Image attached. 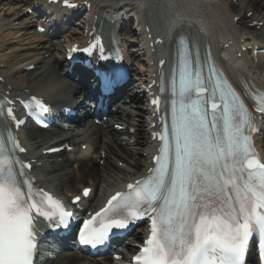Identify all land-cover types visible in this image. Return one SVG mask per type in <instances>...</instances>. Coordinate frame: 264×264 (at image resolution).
I'll use <instances>...</instances> for the list:
<instances>
[{
    "label": "snow or ice",
    "instance_id": "snow-or-ice-1",
    "mask_svg": "<svg viewBox=\"0 0 264 264\" xmlns=\"http://www.w3.org/2000/svg\"><path fill=\"white\" fill-rule=\"evenodd\" d=\"M180 43L167 85L161 76L160 91L167 88L170 105L156 134L161 143L154 166L83 221L80 242L101 245L113 229H127L147 215L150 235L137 264H244L254 234L264 256V159L254 147L255 117L207 55L201 60L198 44L193 54L186 34ZM98 45L97 38L84 51ZM116 58L122 59L119 52ZM256 97L255 110L264 114V93ZM12 104L0 100V264H33L35 218L68 229L74 217L60 199L34 184L27 172L31 164L17 155L25 149L11 122L19 126L24 120L17 119ZM23 104L38 121L50 111L34 95ZM90 191L85 188L83 195Z\"/></svg>",
    "mask_w": 264,
    "mask_h": 264
},
{
    "label": "bare ground",
    "instance_id": "bare-ground-1",
    "mask_svg": "<svg viewBox=\"0 0 264 264\" xmlns=\"http://www.w3.org/2000/svg\"><path fill=\"white\" fill-rule=\"evenodd\" d=\"M112 1V0H104V4ZM145 2L144 6L152 5L154 8L160 7V11H163L164 6L168 3L174 4L176 7V10L178 12V15L176 14H168L165 20H157L156 18L149 17V19L152 21L153 27L155 28L156 31H160L162 33L168 32L170 35L172 32H174V28L177 27L178 25H184L186 27H189L190 25H197L198 26V21L200 20V16H190L183 8V4L185 0H142ZM241 5L238 7H235L236 9V14L240 15L242 11L245 10L246 6H248L250 9L248 12L253 11L255 13L254 17L249 20V22H252L253 20L262 17L264 18V0H242ZM144 7V8H145ZM162 7V9H161ZM98 8H100V5L98 4ZM143 8V10H145ZM226 10V7H224ZM14 10L13 8H10V11ZM229 12V9L227 10ZM215 12L227 23L223 24L225 27L221 28V30L217 31V28H212L213 32L211 35V38L208 39V37L204 36V40L208 39V43L211 45L217 46L219 44L218 40L222 38L223 36H227L228 34H233L234 33V28L235 25L233 24L230 14L227 12H224V10L219 6L215 8ZM163 17V15H162ZM208 18L210 22H212L213 25H215V20L213 19V16L209 17L208 14H204L201 16V18L204 20V18ZM19 26V25H18ZM199 27V26H198ZM199 29H202L199 27ZM196 30V29H195ZM29 34V33H28ZM194 38L196 39H201L202 36L199 35L198 30L196 32H191L190 33ZM19 35H17L18 38ZM219 36V37H218ZM69 37L75 39L77 36L76 35H70ZM218 37V38H217ZM15 38L13 39L15 41H18L19 48L21 50H26L22 54H2L0 57H5L6 59L8 58H14L13 61L8 62L9 66H11L12 69H9L6 71L7 76H9V81L16 86H27L30 89H33L37 92H41L45 94L46 96H49V98L54 97L58 92L63 93V84L59 81V78L61 76V72H58L56 70V63L48 66H46V69H44L41 64L46 61L47 59L45 58V55H50L54 53L56 50L55 48L59 46V44H52V45H44L41 46V43L43 40L41 38H34L33 41L37 42L32 43V41L27 38L26 36H23L21 38ZM33 48L32 52H28V49ZM50 59H48L47 63L50 62ZM264 60H261L263 62ZM38 63L40 66V69H38L34 73H29L25 75H15L16 70L25 65V63ZM261 66H264V63L260 64ZM137 105V104H136ZM134 104L133 108L134 110L138 111L139 113V121L138 123V134L135 137H128V141L131 139H136V147H132L133 149H138L141 148V154H143L144 151L142 149L144 148H149L150 145L147 140V131H146V125L145 121L143 119V116L141 115L142 112L138 110L137 106ZM131 109V110H132ZM133 110V111H134ZM123 119V118H122ZM133 121L131 118H126L123 119V121ZM108 128L109 125L107 124ZM29 135L32 133L29 132ZM82 143H91L96 146L98 149L100 145H105L107 144L106 140H115V135L111 134L107 131L101 130V127L93 125L88 126L85 130V135L83 134L81 136ZM37 148L42 146L40 142H36ZM116 145V144H115ZM108 149L112 150L113 154H125L127 158L130 159V165L131 170L130 171H123L120 170L114 166L106 165L102 171H100L98 168L99 163L94 162L92 160H81L80 161V167L77 171H69L67 174L69 176L68 181L66 182V187H72L75 188L77 184L79 183H87L88 178H92L93 180L96 181V195L93 200L95 202L100 194L107 193L108 191H112V189L118 187L120 183L122 182L123 178H127L129 175L135 174L138 171H141L142 169V164L145 162V159H143L142 155L138 152H132L129 150V147L122 146L119 151H116L115 147L113 145L109 147H106ZM97 164V165H95ZM69 165V164H68ZM68 172V171H67ZM81 257L79 255H71L65 257V259H62L58 262H55L53 264H77L78 259ZM95 264H107L104 261H99L96 262Z\"/></svg>",
    "mask_w": 264,
    "mask_h": 264
}]
</instances>
